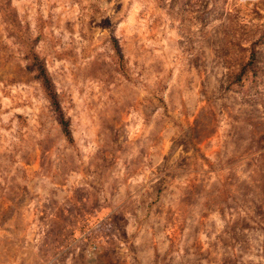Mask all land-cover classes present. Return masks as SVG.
Returning <instances> with one entry per match:
<instances>
[{
  "label": "rangeland",
  "instance_id": "obj_1",
  "mask_svg": "<svg viewBox=\"0 0 264 264\" xmlns=\"http://www.w3.org/2000/svg\"><path fill=\"white\" fill-rule=\"evenodd\" d=\"M9 1L0 264H264V0ZM251 47L260 81L225 89Z\"/></svg>",
  "mask_w": 264,
  "mask_h": 264
},
{
  "label": "trees",
  "instance_id": "obj_2",
  "mask_svg": "<svg viewBox=\"0 0 264 264\" xmlns=\"http://www.w3.org/2000/svg\"><path fill=\"white\" fill-rule=\"evenodd\" d=\"M0 10L5 14V17L10 21H15V12L10 7L9 0H0ZM36 42V38H33L25 44L23 53L24 69L30 73L32 78L35 79L41 90L48 100L50 109L55 116L60 133L67 143L72 142L71 131L69 127V118L65 116L57 93L53 87L52 80L46 70L45 63L42 57L33 50V45ZM111 48L115 59V64L118 67L122 66V56L117 43L114 39H110ZM260 81L259 70L256 66L255 51L251 47L248 51L246 59L240 64L238 69L227 77L224 85L225 89L234 90L242 88L245 83L249 85H255Z\"/></svg>",
  "mask_w": 264,
  "mask_h": 264
}]
</instances>
